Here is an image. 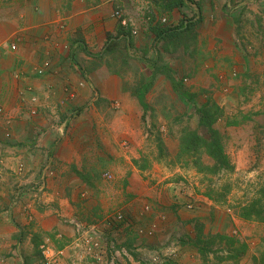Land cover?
I'll return each instance as SVG.
<instances>
[{
  "label": "rangeland",
  "instance_id": "1",
  "mask_svg": "<svg viewBox=\"0 0 264 264\" xmlns=\"http://www.w3.org/2000/svg\"><path fill=\"white\" fill-rule=\"evenodd\" d=\"M160 2L124 0L113 8H120L127 22L130 19L131 23V17L138 25L145 22L141 27L151 34L157 54L147 57L119 41L116 49L101 58L102 63L110 62L111 68L122 74L124 91L135 99L140 110L139 117L135 116L139 129L132 140L134 147L129 146L127 137L110 139V146L100 140L103 154L82 156V163H78L87 175L83 174V180L74 175L64 177L63 160L62 165L45 164L49 170L44 167L38 175L42 160L20 161L18 169L7 159L11 156H0V264H174L178 249L195 251L179 242L182 233L194 234L192 224L186 222L192 217L209 219L204 230L210 232V237L226 233L246 243L247 251L238 264H264L263 79L252 68L249 80L225 82V90V69L207 65L208 58L200 60L203 43L199 44V31L193 24L187 30L156 39L154 32L159 28L179 27L180 21L190 18L196 9L193 4L167 11L165 0ZM232 5L233 10L241 8L237 7L241 5L238 0ZM127 9L134 12L126 13ZM256 15L254 12L248 21L245 16L244 22L236 26V39L242 46H251L249 50L243 48L249 51L247 55L256 53L253 57H259L260 63L255 66L258 71L264 67V60H260L264 59V30L262 18ZM163 17L166 22L161 21ZM135 30L138 34V28ZM165 45L169 50L159 52ZM169 57H174L176 64L166 65L168 73L161 65ZM154 59L159 61V72L150 84L153 72L149 61ZM240 66L239 62L234 69L241 71ZM208 69L217 74L216 82L204 79ZM170 71L177 84L170 79ZM212 77L208 74V78ZM145 83L143 106L135 91L144 88ZM234 85L240 90L235 91ZM182 91L193 94L194 103L210 99L223 108L224 117L215 127L222 133L233 172L209 174L197 171L189 162H176L182 132L198 126L195 106ZM104 105L109 108L106 118L118 122L119 106L114 101ZM229 118L239 123L229 126ZM200 132L206 135L204 129L200 128ZM6 148L2 143L1 153ZM202 161L212 163L205 154ZM105 172L110 178L103 176ZM64 181L77 189L70 186L68 191ZM248 204H253L250 207L259 216H240L242 207ZM66 206L73 210L67 212ZM118 214L127 224L116 218ZM152 228L151 234L144 232ZM91 235L100 238L99 259L87 251L84 239ZM221 245L217 241L212 247ZM217 255L222 254L207 252L204 263L195 252L198 264H236L218 260Z\"/></svg>",
  "mask_w": 264,
  "mask_h": 264
},
{
  "label": "crops",
  "instance_id": "2",
  "mask_svg": "<svg viewBox=\"0 0 264 264\" xmlns=\"http://www.w3.org/2000/svg\"><path fill=\"white\" fill-rule=\"evenodd\" d=\"M120 1L124 0H0V145H7L0 156H11L7 159L13 166L19 169L20 161L46 158L62 165L63 160L64 177L80 178L84 174L78 164L82 156L103 154L100 140L110 146V139L127 137L129 146L134 147L139 129L135 116L139 117L140 110L135 99L124 91L122 74L101 62L107 37L121 29L112 17ZM233 1L195 3L192 21L196 20L193 25L199 31V44L203 43L200 60L208 58L207 65L225 69L223 86L225 82H240L241 78L249 80L252 68L264 82L263 65L255 69L259 57H253L256 53L247 55L249 51L245 50L251 46H242L236 39V26L244 22L245 16L248 21L254 12L262 18L264 30V0H238L240 10L232 9ZM132 19L128 22L131 28H138V34L132 35L130 48L147 57L157 54L151 34L141 27L145 22L138 25ZM44 60H50L53 69L35 74ZM164 62L172 67L176 64L174 57ZM239 62L241 71H236ZM205 73L204 79L216 82L214 70ZM208 74H213L212 79ZM113 101L119 106L120 117L112 123L104 115L109 112L104 104ZM136 144L139 146V141ZM64 186L68 191L70 186L77 189L66 181ZM68 206L67 212L73 210ZM174 259H178L175 264L199 263L191 249H178Z\"/></svg>",
  "mask_w": 264,
  "mask_h": 264
},
{
  "label": "trees",
  "instance_id": "3",
  "mask_svg": "<svg viewBox=\"0 0 264 264\" xmlns=\"http://www.w3.org/2000/svg\"><path fill=\"white\" fill-rule=\"evenodd\" d=\"M163 0H161L162 2ZM160 2V3H161ZM194 2V1H191ZM159 3L160 7L161 4ZM197 3V1H196ZM166 4V10L171 11L174 8H182L186 6H190L189 4L185 3V0H165ZM196 21V20H195ZM195 21H192V17L190 18H183L180 21L179 27H164L159 28L157 32H154L156 39H163L165 37H168L170 35L176 34L179 31H184L190 28L192 24H194ZM121 30L119 33H117L115 36H108L107 40L105 42V45L107 46L105 48L106 53H104L103 58L105 59L109 53L113 51V49H116V47L119 45V41H123L125 43V48L132 45V30L130 27V24L128 23L127 27L120 26ZM119 34V35H118ZM121 34V36H120ZM123 36V37H122ZM166 45L163 47L164 51H167ZM159 59V57L157 58ZM160 60V59H159ZM164 61V60H162ZM106 66L110 64V62L105 61ZM156 59L153 61H149V65L152 67L153 73L150 74V79L148 80V83L151 84L152 78L156 77L157 70H158V63ZM108 63V64H107ZM158 63V64H157ZM165 62H162V68L166 69L168 71L169 67L166 66ZM108 67H111L110 65ZM169 73V71H168ZM173 71H170V79L174 82L175 79L172 78ZM151 81V82H149ZM173 82V83H174ZM149 84V85H150ZM177 84V82H176ZM144 88L137 89L135 91L137 97L140 99L141 104L144 106L145 102L143 100L145 90H146V83L145 85L142 84ZM225 90H227L226 86H223ZM235 91H239V87L233 88ZM182 94L184 95V98L188 97L189 101H191L192 105L195 106L196 113L198 115V121H197V128L190 129L187 128L182 132L181 137L179 139V145H178V151L176 154L177 163L178 162H189L191 163L195 168H197V171L209 173V174H217L220 172L223 173H231L234 170V164L231 161L230 156L227 154V152L224 149L223 146V136L217 127H215V124L224 117V111L223 108L216 102L211 101L210 99L205 100L203 103L197 104L194 103V95L192 94L187 95L186 92L182 91ZM230 121L227 122V124L230 126L232 124L237 125L239 123L235 118H229ZM200 128L204 129L206 132V135H202L200 132ZM205 154L208 158L211 159V164H205L202 161V155ZM47 163H50L47 160V158L43 161L41 166L38 169V175L42 171V169L49 170L48 167H46ZM46 164V165H45ZM47 173V172H46ZM83 174H80V178L82 180L84 177ZM228 187V186H227ZM230 187L226 188V191L228 192ZM253 204L244 205L241 209L240 216L245 219H251L252 216H259V213H256L254 208H251ZM251 206V207H250ZM262 213H260V216ZM124 223L127 224V221L121 220ZM186 222L189 224H192L194 234L192 235L190 232L182 233V235L179 238V242L181 245H187L191 246L195 252L199 254L203 258V262L206 263V259L204 256H206L207 252H210L212 254H219L221 252L222 255H217L216 258L218 260H225L229 262H234L238 264L239 260L245 255L247 251V245L244 242H239L238 239L233 237L229 234H218L216 233L212 237H210L208 234L209 231H205V223L209 222V219L207 217H192L191 219H188ZM222 243L220 247H212L216 242ZM219 251V252H218ZM167 264V263H166ZM175 264V263H174Z\"/></svg>",
  "mask_w": 264,
  "mask_h": 264
},
{
  "label": "built area",
  "instance_id": "4",
  "mask_svg": "<svg viewBox=\"0 0 264 264\" xmlns=\"http://www.w3.org/2000/svg\"><path fill=\"white\" fill-rule=\"evenodd\" d=\"M252 1H257V0H252ZM112 16L115 17L116 19L119 20V22L121 23V25L123 26H127L128 22H127V19L124 17L123 15V12L120 8H117L115 9L113 12H112ZM162 22H166L167 19L165 17H163L161 19ZM132 34L133 35H136L137 34V31L135 29L132 30ZM53 69L52 68V65H51V61L50 60H44L41 65L39 67L36 68L35 70V74L37 75H43L45 74L46 72H48L49 70ZM68 91V90H67ZM3 112V107L0 106V114ZM6 136H9V132L7 131L6 133ZM104 177L106 178H110V175L105 173L103 175ZM116 218L118 220H123V217L121 214H118L116 216ZM153 228L152 229H148V230H145L144 232L146 234H151L153 232ZM140 233H142L140 231ZM85 241V244L87 245V251L92 254V256L95 258V259H99V257L101 256V253H102V246L100 247L101 243H100V238L96 236H92L91 237H87L84 239ZM44 253V252H43ZM45 254V253H44ZM46 264H50L49 262L46 263Z\"/></svg>",
  "mask_w": 264,
  "mask_h": 264
},
{
  "label": "clouds",
  "instance_id": "5",
  "mask_svg": "<svg viewBox=\"0 0 264 264\" xmlns=\"http://www.w3.org/2000/svg\"><path fill=\"white\" fill-rule=\"evenodd\" d=\"M191 1H194V2H191ZM196 1H198V0H189V2L187 3V0H185V3H187V4H189V5H195V3H196ZM195 7H196V5H195ZM195 15V14H194ZM194 15H191L190 17H192L193 18V16ZM128 25V24H127Z\"/></svg>",
  "mask_w": 264,
  "mask_h": 264
}]
</instances>
